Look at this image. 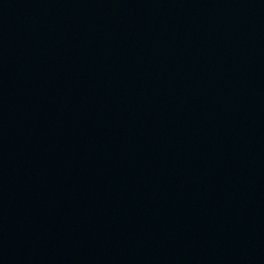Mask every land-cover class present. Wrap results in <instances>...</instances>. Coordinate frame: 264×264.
<instances>
[{
	"label": "water",
	"instance_id": "95a60500",
	"mask_svg": "<svg viewBox=\"0 0 264 264\" xmlns=\"http://www.w3.org/2000/svg\"><path fill=\"white\" fill-rule=\"evenodd\" d=\"M0 264H264V0H0Z\"/></svg>",
	"mask_w": 264,
	"mask_h": 264
}]
</instances>
